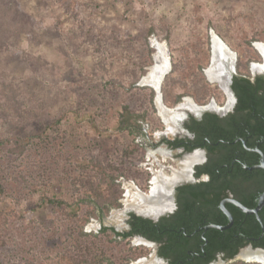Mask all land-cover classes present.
<instances>
[{
  "label": "rangeland",
  "instance_id": "obj_1",
  "mask_svg": "<svg viewBox=\"0 0 264 264\" xmlns=\"http://www.w3.org/2000/svg\"><path fill=\"white\" fill-rule=\"evenodd\" d=\"M9 2L22 31L0 50V140L45 132L66 116L43 140L26 147L0 144V264H67V255H75L80 243L110 260L104 264H164L153 245L98 231L113 227L123 232L127 214L142 212L125 196L127 188L147 194L153 177L177 175L185 167L189 156L176 157L148 140L157 142L172 133L171 122L159 110H174L177 104L165 101V94L171 89L182 94L178 85L188 86L195 79L196 64L210 89L220 94L203 104L183 95L178 106L185 99L194 106H225L226 95L204 73L211 64L213 33L235 54V72L238 67L251 76L252 64L253 71L264 66L255 46L264 43V0ZM92 33L119 35L130 55L114 59L115 49L107 41L85 37ZM155 43L163 46L170 65L156 88L142 82L154 65ZM232 58L221 60L229 77ZM125 108L137 118L133 133L118 129ZM97 166L106 170L102 190L117 191L120 207L86 222L90 208L79 203L76 188L87 176L97 182ZM108 176H117L115 186L108 184ZM81 228L87 236L80 235Z\"/></svg>",
  "mask_w": 264,
  "mask_h": 264
},
{
  "label": "flooded vegetation",
  "instance_id": "obj_2",
  "mask_svg": "<svg viewBox=\"0 0 264 264\" xmlns=\"http://www.w3.org/2000/svg\"><path fill=\"white\" fill-rule=\"evenodd\" d=\"M225 60L229 61V57ZM219 65L221 66V61ZM221 68L223 83L220 82L221 80L215 82L219 90L226 95L225 106L220 107L213 102L205 107L195 104L193 111L187 109L176 111L175 108L176 112L169 119L172 125L169 128L172 133L160 136L157 142L147 138L150 145H158L175 153L176 157L189 156L184 162L186 176L180 177L173 174V176L162 175L152 178V180L158 178L165 190L162 196L151 199L155 206L159 203L161 209L152 214L157 215L155 219L138 215L134 211L129 212L126 217L125 231L129 229L127 220L130 213L148 219L154 224L176 220L179 224L178 228H165L159 231L160 234L166 235H168L167 232L173 233V236L182 244L180 255L176 253L178 257L175 264H231L236 261L249 263L243 255L264 254V247L254 245L264 236V223L258 216L264 205L257 215L245 214L236 205L240 203L247 209H255L264 193V188L248 185L247 177L242 175L240 179L238 174H234L235 165L243 164L251 156L247 154H253L252 157L257 156L259 163L250 167L245 165L242 167L249 172L262 169L259 167L262 158L259 152L264 157L260 148V145L264 143V136L258 139L252 148H249L248 140L253 138L252 129L243 123H235L234 128H231V131L235 133V138L229 140V116L235 113L237 105V98L231 87L236 68L232 66L233 73L230 77L226 67L221 66ZM258 77H264V74L255 73L253 75L251 70L250 81L254 83ZM229 91L232 97H229ZM206 115L215 116L217 124L213 126L211 134H204L197 140L194 129L190 127L194 122L200 129ZM241 135H246V137L243 138ZM240 147H243L246 153H242ZM192 156H196V159L188 161ZM149 185V190L145 195L151 194L153 181H150ZM186 204L189 210L182 212L183 215L178 217V213L184 209ZM248 205L252 206L248 207ZM234 213L238 215L236 218ZM240 214L247 216L243 217ZM258 229L260 234L250 235L253 231L256 233ZM133 237L152 243L156 248V258L164 264L170 263L169 260L159 255L160 244L140 235H134L131 238Z\"/></svg>",
  "mask_w": 264,
  "mask_h": 264
},
{
  "label": "trees",
  "instance_id": "obj_3",
  "mask_svg": "<svg viewBox=\"0 0 264 264\" xmlns=\"http://www.w3.org/2000/svg\"><path fill=\"white\" fill-rule=\"evenodd\" d=\"M17 11L15 10V7L11 2L6 3V0H0V50L4 47L5 41L10 38V36L15 35L17 33H20L22 30V23L19 21V18L17 16ZM88 33V30H87ZM86 33V34H87ZM88 35V34H87ZM85 37L87 39H93L92 35L97 36L98 41H107V43L110 45L111 48L115 49V52L111 55H113L114 59H125V56H129V53H125L127 50L126 46L122 37L116 34H100L97 35L95 33H92L91 36ZM95 38V39H96ZM119 51V52H118ZM101 56L100 59H102ZM246 68L249 67V64L247 63ZM176 69V68H175ZM173 68V70H175ZM172 70V71H173ZM202 72V73H201ZM193 75L195 79H190L191 83H189L188 86H181L178 85V88L183 89L184 92L182 94H173L171 89L169 92L165 94V101H170L172 105H176L180 102L183 95H189L193 97L195 102L198 104H203L207 102V100L211 97V95H219L216 93V88L212 87V90L209 87V84L205 80L202 67L197 66L196 69L193 70ZM250 73L244 72L239 70L237 67L236 75L233 77L232 80V89L236 95L237 98V105H236V111L234 114L229 116V140H233L235 138L234 131H231V128H234L235 123H243L247 127L252 129L251 135L253 138L248 140V147L252 148L256 141L260 139L262 136H264V77H258L252 83L250 81ZM175 87V86H174ZM223 94V93H222ZM218 103L221 104L222 102L219 101ZM125 112H123L119 116V126L118 129L122 131H127L129 133H133L135 129L138 128V125L136 123L137 118L133 116V114L129 113L127 109H124ZM66 115L60 116L56 121L46 127L44 130L45 132H40L37 134H27L25 137H19L16 135H12L8 138H4L0 140V144L7 142H13L17 146H28L31 144L34 140H43L45 137L47 130H56L57 127L60 125L61 121L65 118ZM217 124V119L215 116L212 115H206V118L201 124V128L198 129V126L196 123L193 122V125H191V129H194L196 133L197 140L204 136V134H211L210 132L213 130V126ZM92 128L97 131L96 126L91 123ZM243 138L246 137L241 135ZM213 138V137H211ZM236 147V146H235ZM261 150L264 153V143L260 145ZM237 149V148H236ZM240 151L242 153H246L244 151L243 147H240ZM251 155L246 161L241 165H235L234 168V174H238L239 178L241 179V176L244 175L246 178V183L248 185H255L258 187L264 188V170H254V171H247L242 166L245 165L247 167L253 166L255 164L259 163V159L257 160V156L252 157L253 154H247ZM110 169V168H109ZM95 171L100 172V175H95L97 178V182H93L90 178V176H87L85 179L81 178L78 181V186L76 188L77 190V197L79 203H87V205L90 208L89 214L86 216V222L91 217H98L101 219L106 212L109 211L110 208H118L120 207L119 204V195L118 192H112L108 187L104 190L102 188L104 187V182L106 178L105 169L102 166L95 167ZM96 173V174H97ZM235 174V175H236ZM117 176H108V184L114 185ZM97 184V185H96ZM109 186V185H108ZM115 186V185H114ZM82 189V191H80ZM4 193V189L2 184L0 183V199L1 196ZM102 198V199H101ZM48 203L61 206L63 205L62 202L52 200H48ZM252 206V205H251ZM248 205V207H251ZM188 209L187 204L184 205V209H181V212L178 213V217L183 215L182 212H186ZM236 218L238 215L235 213L233 214ZM241 216L245 217L247 215L240 214ZM240 216V217H241ZM258 216L264 223V206L262 210L259 212ZM3 215L0 213V231L3 223ZM127 225L129 229L124 232H118L113 227H102L98 234L102 236L112 235L116 238H120L121 240H127L131 238L134 235H140L145 237L147 240L158 243L161 245L159 249V255L161 257L166 258L169 260V264H175V260L181 253L180 246L182 245L175 236H173V233L166 234H160L159 231H162L165 228H172L176 229L178 228L179 224L176 222V220L168 222L161 221L157 224L152 223V221L148 219H144L142 217H138L134 215L133 213L129 214V219L127 220ZM150 230V231H149ZM255 232H251L250 235H258L260 234V230L254 234ZM97 234V235H98ZM80 235L82 237L87 236L86 233L83 232V229L80 230ZM96 236V235H93ZM246 242V241H245ZM85 245H82V243L75 245L76 253L73 256H68L65 259L67 264H104L105 262L110 263V260L106 259L104 255H97L93 254L91 249L88 247V244L84 243ZM79 245H82L81 247ZM254 245H260L264 247V236L262 240L258 243H254ZM3 246L1 245L0 248ZM178 254V256L176 255ZM231 264H259V263H246L243 261H236Z\"/></svg>",
  "mask_w": 264,
  "mask_h": 264
},
{
  "label": "bare ground",
  "instance_id": "obj_4",
  "mask_svg": "<svg viewBox=\"0 0 264 264\" xmlns=\"http://www.w3.org/2000/svg\"><path fill=\"white\" fill-rule=\"evenodd\" d=\"M255 46L259 50L258 52L262 54V57L264 60V43H256ZM153 47H155V53L153 55L154 65L147 68V73L144 75L142 82L156 88L161 77L167 71H169L170 65H169L168 58L165 55L163 46L159 45L158 43H155L153 44ZM211 47H212V55H211L212 64H210V67H208V69L205 70L204 73L209 82L221 80L220 82L223 83V79H222L223 76L221 72L222 68L219 65V63L221 59H227L228 57L231 58L233 56L229 53L228 49L225 47L224 44H222L220 39L214 33L212 35ZM263 68L264 66L261 67V69L257 67V69H260V71H262ZM254 71H259V70H254ZM186 109L190 111H193L194 109V105L189 99H185L184 102L181 103L176 108V111H183ZM176 111L170 110L169 112H162V110H159L160 115L163 116L166 123H170L169 119L172 113ZM194 159H196V156L190 157L188 161L190 160L191 162ZM186 165H187V162H186ZM177 175H179L180 177L186 176V166ZM152 181H153V185L151 188V194L149 193V195H145V194L142 195L141 192L136 188H134L132 192L130 188H127V192L125 195L126 197L131 198V202L135 205L136 209L144 213H148V214H155L161 210L160 206L158 205L159 203H157L156 204L157 206H155V203L151 201V199L152 198L155 199V197L158 198L159 196H162L165 192L158 178H155ZM243 257L248 262H256L259 264L264 263V254H261V253H248V254L243 255Z\"/></svg>",
  "mask_w": 264,
  "mask_h": 264
},
{
  "label": "water",
  "instance_id": "obj_5",
  "mask_svg": "<svg viewBox=\"0 0 264 264\" xmlns=\"http://www.w3.org/2000/svg\"><path fill=\"white\" fill-rule=\"evenodd\" d=\"M235 54H233V58H232V62H233V66H234V60H235ZM263 63H264V60H263ZM211 64H212V61H211ZM253 65V64H252ZM252 65H251V70H252ZM255 73H262V71H253L252 70V74L255 75ZM229 97H232V94L230 93L229 91ZM184 100V99H183ZM191 100V99H190ZM192 101V100H191ZM193 102V101H192ZM178 107V104L173 108H177ZM259 154L261 155V163L259 165L260 168L264 169V157H263V154L261 152H259ZM236 205L245 213V214H256L258 213V211L262 208V206L264 205V193L261 195L259 201H258V204L256 206L255 209H247L246 207L242 206L240 203H236ZM138 215H141V216H144V217H153L154 219L156 218L157 215H151V214H148V213H143V212H139ZM229 218L232 220V217L231 215L229 214ZM146 244L148 245H152V243H149V242H145ZM264 253V252H263ZM264 264V263H263Z\"/></svg>",
  "mask_w": 264,
  "mask_h": 264
}]
</instances>
